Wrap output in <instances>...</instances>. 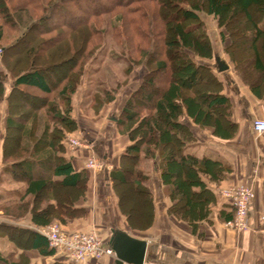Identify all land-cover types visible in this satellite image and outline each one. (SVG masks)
I'll list each match as a JSON object with an SVG mask.
<instances>
[{"label":"trees","instance_id":"obj_1","mask_svg":"<svg viewBox=\"0 0 264 264\" xmlns=\"http://www.w3.org/2000/svg\"><path fill=\"white\" fill-rule=\"evenodd\" d=\"M89 1L97 5L96 8L89 9ZM148 1L154 0H49V2L28 0L31 7L46 12L42 21H51L55 13L60 11L66 19V25L53 24L49 28H43V33L66 31V27L71 31H86L89 28L92 34L99 37L101 31L93 20L114 13L117 9H122L129 15L138 14L143 20L145 28L138 23V18L131 20L135 34H139L136 36L142 43L136 41V36L126 43H130L128 53L131 59L128 58L132 60L131 65H144L148 71L117 119L119 132L126 135L133 145L127 147L122 156L121 167L115 171V182L121 186H127L132 182L141 187V184L148 180L142 169L143 162L145 159L153 158L156 153L160 154L161 179L169 188L173 202L171 210L180 219L195 225L208 219L212 213L211 205L216 202V193L210 189V185L220 186L228 181L233 173V165L208 157L200 159L185 154L186 146L195 140L185 117L221 139H233L238 131L232 121L229 98L223 94L222 82L214 70L204 64V61L213 60L216 56L213 43L198 13L203 10L214 18L222 39L230 40V44L224 49L235 66L238 78L254 97L264 101V83L250 84L246 81L244 71L248 67L239 56L243 49L236 38V32L243 27L240 20L244 18L250 23L251 29L245 32L243 37L247 35L253 37L251 40V51L255 61L253 74L264 76L261 53L264 52V29L251 14V11L256 9L259 16H264V0H196L192 4L189 0H161V10L156 11L154 17L141 6ZM183 2L190 6V9H185L182 6ZM133 5L137 7L133 8ZM168 6L176 10L180 21L175 22L168 17L169 15L167 16V12L171 11ZM2 8L4 14L8 8L4 5ZM74 20L77 23H74ZM121 20L122 17L116 18V21ZM41 24L37 22L32 25L14 44L1 47L0 61L6 63L8 56L13 55L12 50L20 49V46L21 52L19 51L17 56L34 55L35 48L32 46L37 38L32 32L34 27ZM186 24L193 26L186 29ZM118 28L115 27V30ZM116 34L120 36L119 31ZM3 37L4 31L0 27V40ZM22 39L27 40L25 45L22 43L20 45ZM73 44L72 42L71 50L74 49ZM85 47L83 42L81 52H84ZM98 49L93 48L85 57L82 53L81 60H85V63L78 66H85ZM155 49L160 50V53L153 54ZM134 55H138V59H135ZM170 60H173V63ZM152 66L155 68L152 69ZM45 71L44 68H37L34 61L26 72L16 74L11 71L14 80L8 93L5 87L8 74L0 71V103L8 104L3 144L6 164L4 170L14 177H22L27 181L26 197H33V201L47 200L44 209H38L35 202L33 203L32 222L37 228H46L53 224L55 219L63 221L62 215L71 212L75 199L84 193L85 184L89 180L88 172H76L72 162L62 156L67 149L64 142L76 130L71 97L76 91L82 73L71 71L65 77L67 84L55 92ZM162 72H166L168 76L166 80L159 82L157 76ZM156 86L158 89L156 94H149L148 89H154ZM28 90H33L44 98L55 97L56 102L43 104L47 110L46 114L35 112L29 122L20 123L17 120L20 116H17L15 96H28ZM106 95L105 105L115 101L110 92ZM143 97L151 104L148 106L141 104L144 102ZM13 133L21 135V147L18 139L15 144L12 143ZM54 177L63 180L54 181ZM51 198L57 205L51 203ZM23 201L20 205L4 208V212L14 217H23L30 211V203ZM31 235L34 246L44 255L56 252L49 247L44 236L33 231ZM0 264L9 262L0 256Z\"/></svg>","mask_w":264,"mask_h":264},{"label":"crops","instance_id":"obj_2","mask_svg":"<svg viewBox=\"0 0 264 264\" xmlns=\"http://www.w3.org/2000/svg\"><path fill=\"white\" fill-rule=\"evenodd\" d=\"M218 31L221 34L220 29ZM228 44L229 39L223 43V47ZM136 75L131 76L129 88L123 95L105 105L100 113L89 117L80 110L75 118L77 135L71 137H83L86 144L84 148L73 150L65 141L67 149L62 156L72 162L76 172H88L89 180L84 193L75 199L71 212L62 215L63 221L55 219L53 223L61 224L68 232H95L105 247H111L114 232L127 233L135 239L146 241L144 264H264V222L261 221L264 217V134L257 136L253 131L254 120L264 119V101L241 87L237 80L224 84L223 94L229 98L232 121L238 129L236 136L229 140L215 137L210 130L200 128L185 117L195 138L186 146L185 154L233 165V173L228 181L220 186L210 185V189L216 193L211 215L193 225L177 217L171 210L173 202L169 188L161 179L160 154L156 153L153 158L143 162L142 169L148 180L141 187L132 182L133 187L129 183L128 186H121L115 182V171L121 167L122 156L127 147L133 145L126 135L119 132L117 119L122 112L123 102L142 82ZM227 77L229 81L231 78ZM1 114L0 256L9 264H119L116 255L72 262L58 252L44 255L34 246L32 231L41 234L39 230L42 228H37L32 222L31 210L35 201L33 197H26L27 181L4 170L7 106L3 107ZM90 159L101 162L103 167L88 169ZM53 179L63 180L58 177ZM248 185L254 187V197L249 207V229L237 231L228 228L226 223L232 221L234 208L223 193L232 187ZM135 193L144 198L142 211L131 202L130 197ZM23 200L30 203V211L23 217L4 212V208L20 205ZM50 201L57 205L53 198Z\"/></svg>","mask_w":264,"mask_h":264},{"label":"rangeland","instance_id":"obj_3","mask_svg":"<svg viewBox=\"0 0 264 264\" xmlns=\"http://www.w3.org/2000/svg\"><path fill=\"white\" fill-rule=\"evenodd\" d=\"M0 1L2 3H0V27H2L4 31V37L0 40V55H2L1 47H8L14 44L28 31L32 25L36 24L37 22L42 23L41 26L34 27L32 32V35L37 38L36 42H34V45L32 46V48H35L34 55L26 57L23 55L17 56L19 51L21 52L20 46V49L16 48L12 50V56H8L6 63L9 67L7 65L5 66L6 63L0 61V71H5L8 74V78L5 83L7 93L14 80V75L11 73V71L16 72V74L26 72L31 67L32 61H34V65L37 68H44L46 70L45 75L50 85L54 88L55 92L57 90H61V88L67 84V81H65L67 74H69L71 71H81L82 77L78 86L76 87V91L71 97L73 109L72 115L74 118H77L81 110L84 115L86 114L89 117H94L105 107L104 101L107 99V92H110V96L114 97L116 100L117 97L123 95V92L129 88L130 79L133 74H137L136 77L143 79L145 73L148 71L144 65H131L132 60H129L131 56L128 53L130 43H126V41L130 42L129 40L131 38L133 39L136 35H139L137 33L135 34V27L131 22L132 19L138 18V23L144 27L143 20L138 14L129 15L122 9H117L114 13L111 12L109 14L103 15L101 18L94 19L93 21L101 31V35L99 37H97L95 34H92L89 28L86 29V31H71L70 28L66 26H64L66 27V31L60 30L59 32L49 31L50 33H43V28H49L53 24H60L62 26L66 25V19L62 14V11L56 12L55 17H52L51 21H42V18L45 16L46 12H42V10L39 9H34L30 6L31 4H29L28 0ZM46 2H49V0H46ZM89 2V9L96 8L97 5L91 1ZM189 2L192 4L193 2L195 3L196 0H189ZM161 3V0H154L144 2L141 6H144L151 17H154L156 11L161 10ZM2 5H4L5 8H8L4 12L5 15L1 11L3 10V8L1 9ZM135 6L137 7V5H133V8H136ZM182 6L185 9H190V6L186 5L184 2L182 3ZM168 7L171 11L169 13L167 12V16L169 15L168 17H171L175 22L180 21V19L177 17L176 10L171 6ZM198 14L202 20L201 22H203L206 33H208V36L213 43L215 53L214 56H221L230 65L231 75H228L230 73L227 72L220 74L218 72L215 59L204 61L205 63H203L214 70L215 74L218 76V79L222 82L223 88L225 87L224 84H227V82H235L236 80L241 85V87L246 88V86L240 81L237 74L235 73V66L231 62L230 56L225 52L223 43L227 39H222L221 34H219L216 21L203 10H201ZM251 14L259 26L264 29V16H259L256 9H253ZM6 17L8 18L7 21ZM117 17H122V20L120 22L116 21ZM240 21H242L243 27L238 32H236V38L237 41L242 45L243 49L242 54L239 56L241 59H243L242 61L245 62L248 67L246 71H244L245 78L247 79L246 81H248L250 84L264 83V76L257 73L253 74L252 70L253 66H255L254 55L251 51V40L253 37L252 35L243 37V34L251 29V25L244 18H242ZM68 22L70 23L71 21ZM74 23L77 22L75 21ZM162 23L163 22L161 21V24ZM192 26L193 24H186L185 28L189 29V27ZM115 27H119L117 31L120 32V36H117ZM137 36L135 37L137 39L136 41L141 42ZM26 42V39H22L20 45L21 43L22 45H25ZM72 42L74 43L73 50H71ZM83 42H85L86 47L84 52H81ZM96 47L99 49L96 51L94 57L88 59V63L86 62L87 64L85 66L79 67V64L85 63V60H81L82 53L85 57L93 50V48ZM155 53H160V50L157 51L155 49L153 54ZM261 53L262 60L264 62V52L262 51ZM134 57L135 59H138V55H134ZM170 62L173 63V60H170ZM6 68L8 69L6 70ZM154 68L155 67L152 66V69ZM167 76L168 75L166 72H162L157 76V79L159 82H162L166 80ZM227 76H230L231 78L229 81L227 80ZM157 90L158 89L156 86L154 89H148V93L155 95ZM197 91L199 92V89H197ZM28 93L29 95L25 97L20 95L15 96V107H17L16 111L18 114L17 116H20L17 120L20 123L29 122L34 116L35 112H38L41 115L46 114L47 110L44 106L47 104V102H56L55 97L44 98L39 96V94L33 90H28ZM142 100L144 102L141 104H144L145 106L151 104V102L148 103L145 97H143ZM127 101L125 100V102H123V108ZM44 103L45 105H43ZM7 105L8 104L6 102L0 103V116L2 115L1 111L3 110V107ZM5 117L6 114L4 113L2 121L3 129L5 127ZM75 131H77V122ZM76 135L77 132H74L69 136L71 137ZM11 138L13 144H15V141L18 139L19 147H21V135L13 133ZM131 185L133 187L134 184L129 182V186ZM130 199L131 202H134V205L141 209V211L144 210L143 197L135 193L130 197ZM46 203L47 200L45 199H39V201H35L38 209H44Z\"/></svg>","mask_w":264,"mask_h":264},{"label":"built area","instance_id":"obj_4","mask_svg":"<svg viewBox=\"0 0 264 264\" xmlns=\"http://www.w3.org/2000/svg\"><path fill=\"white\" fill-rule=\"evenodd\" d=\"M255 135L264 134V119L256 118L253 122ZM85 139L83 137H69L67 144L71 149L84 148ZM101 162L90 159L87 162L88 169H100ZM223 196L232 202L234 217L232 221L226 223V227L246 231L249 229V207L254 197L253 185L236 186L226 190ZM264 222V217L261 219ZM39 232L48 240L49 247L56 252L65 255L72 262H84L88 259H100L104 256H114L111 247H105L101 237L95 232H65L58 223H53Z\"/></svg>","mask_w":264,"mask_h":264},{"label":"water","instance_id":"obj_5","mask_svg":"<svg viewBox=\"0 0 264 264\" xmlns=\"http://www.w3.org/2000/svg\"><path fill=\"white\" fill-rule=\"evenodd\" d=\"M215 61L219 73L228 72L231 69L220 56H216ZM147 244L146 241L135 239L122 232H114L110 241L119 264H144Z\"/></svg>","mask_w":264,"mask_h":264}]
</instances>
